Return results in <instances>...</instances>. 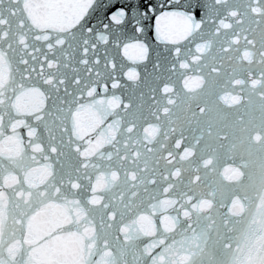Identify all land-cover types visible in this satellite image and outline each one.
<instances>
[{"label":"snow or ice","instance_id":"1","mask_svg":"<svg viewBox=\"0 0 264 264\" xmlns=\"http://www.w3.org/2000/svg\"><path fill=\"white\" fill-rule=\"evenodd\" d=\"M0 264H264V0H0Z\"/></svg>","mask_w":264,"mask_h":264}]
</instances>
